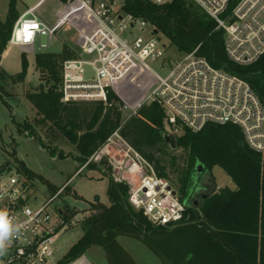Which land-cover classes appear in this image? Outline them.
<instances>
[{
  "label": "trees",
  "instance_id": "1",
  "mask_svg": "<svg viewBox=\"0 0 264 264\" xmlns=\"http://www.w3.org/2000/svg\"><path fill=\"white\" fill-rule=\"evenodd\" d=\"M9 1L7 19L0 18V64L20 17L19 0ZM123 10L149 22L157 35L162 34L180 53L188 55L198 50L197 54L213 67L243 79L264 102V57L249 67L231 62L224 48L225 31L217 29V23L193 2L177 0L156 6L148 0H124ZM79 56V50L67 43L61 53L38 54L36 70L42 84L28 93V100L40 117V123L46 127V133L61 134L77 151L78 172L119 131L153 166L157 176L172 184L173 178L176 179L180 194L186 198L194 182L197 163L211 174L215 168H221L235 188L219 189L200 210L189 208V220L193 218L196 223L171 231L172 228L154 226L143 212L135 210L129 201V186L114 181L112 168L105 159L98 165H89L90 170L108 178L110 205L93 204L91 214L80 223L84 235L58 264H69L94 247L105 251L110 264H135L118 242L119 237L143 240L154 250V238L174 231L190 234L198 243L191 247H177V243L169 247L176 264H264V155L248 147L241 129L232 124H208L197 133L186 130L176 138V147L171 150L173 153L182 151L181 161L169 152L166 114L157 102L141 105L135 115L124 121L121 111L124 105L113 91L109 94L111 105L107 106L101 102L62 101L64 63ZM28 66L24 57L23 71L19 74L10 76L0 69V82L23 83ZM11 96L0 85V103L8 104ZM20 127L22 131L30 128L28 125ZM60 157L64 158L63 154ZM19 172L31 182L38 177L24 165ZM61 189L52 187V197ZM58 214L70 227L78 213L66 207Z\"/></svg>",
  "mask_w": 264,
  "mask_h": 264
},
{
  "label": "built area",
  "instance_id": "2",
  "mask_svg": "<svg viewBox=\"0 0 264 264\" xmlns=\"http://www.w3.org/2000/svg\"><path fill=\"white\" fill-rule=\"evenodd\" d=\"M45 1L39 0L20 15L9 42L27 46L39 39L41 44L43 37L50 41L74 15L88 19L80 56L63 66V102L111 105L109 94L130 75L142 71L156 81L146 104L157 102L164 109L167 135L178 138L186 130L197 133L208 124H232L241 129L251 150L264 155V102L246 81L213 67L197 54L198 50L180 60H169L167 47L155 34V28L126 13L118 0H71L60 17L64 23L53 27L41 16ZM148 1L165 6L177 0ZM189 1L213 19L217 29L225 31L224 48L231 62L249 67L264 57V0ZM151 63H164L169 73L160 76L151 69ZM138 108L131 110L125 105L121 111H129L131 118ZM118 147L123 152L120 159L114 153ZM96 155L105 157L116 183L129 186L130 204L143 212L151 224L175 228L190 219L186 198L172 182L157 176L153 166L119 131ZM10 167L0 164V210L22 227L5 254L0 255V264H58L60 261L52 262L53 246L68 226L51 205L63 188L36 206L39 197L35 186L20 172L12 174ZM69 264L89 263L83 256Z\"/></svg>",
  "mask_w": 264,
  "mask_h": 264
},
{
  "label": "rangeland",
  "instance_id": "3",
  "mask_svg": "<svg viewBox=\"0 0 264 264\" xmlns=\"http://www.w3.org/2000/svg\"><path fill=\"white\" fill-rule=\"evenodd\" d=\"M38 1L19 0L18 11L20 15ZM69 1L71 0H46L41 8L42 18L52 27L64 23L61 22L60 17L63 11L67 9ZM9 2V0H0V18L3 21L8 16ZM118 4L123 5L124 0H118ZM69 21L55 33L50 41L47 40V37H43L41 44L40 40L37 39L35 44L27 46L10 45L9 42L6 50L8 54L0 64V69L3 72L15 76L23 71L24 57L29 63L23 83L13 85L10 81L0 82V85H3L12 95L8 100L9 105L0 103V164L9 163L12 174L19 172L21 165H24L38 176L32 180L39 197L36 206L52 197V187L58 190L63 188L62 194L51 205L52 211L57 214L59 210L68 207L78 213L72 225L60 234L53 246L52 262L54 263L63 260L84 235L80 223L91 214L93 204L110 205L108 178L100 172L89 169V165H98L105 157L94 154L78 172L80 166L75 160V156L78 154L75 148L61 134L51 132L50 136L46 133V127L40 123V117L28 100V93L33 87H39L42 84L40 75L36 70V56L38 54L45 52L61 53L63 45L66 43L82 47L81 42L83 41V33L88 26V19L83 15L76 14ZM137 35L141 34L137 33ZM158 37L161 39V43L167 47L166 55L169 60L177 61L185 56L176 48L171 47L169 41L162 34H158ZM169 60L166 61L169 62ZM167 62H164L166 66ZM164 63L163 66L159 63H151L150 66L155 73L166 76L169 70L164 67ZM155 85L156 81L153 76L141 71L130 75L113 92L124 106L128 105L132 110L146 104ZM129 117V111L123 112L124 121ZM25 125L30 128L22 131L20 126ZM51 150H55L57 153H52ZM171 150L172 148L169 152L173 153ZM114 153L117 158H122L123 152L120 151L119 147ZM60 154H63L64 158L60 157ZM173 154L182 161V151L178 150ZM212 175L218 190L226 187L235 188L233 181L221 168H215ZM173 186L177 191L180 190L177 186V180L174 178ZM181 196L186 198V195ZM97 197L99 198L98 202H96ZM195 223L196 221L192 218L175 228ZM175 228H172L171 231ZM118 242L135 264H176V259L172 251H169V247L176 243L177 247H191L193 244L198 246L197 240L194 241L190 234L181 233V231L168 232L154 238L156 247L154 250L145 241L128 236L119 237ZM84 258L89 264H110L105 251L100 247L89 250Z\"/></svg>",
  "mask_w": 264,
  "mask_h": 264
},
{
  "label": "water",
  "instance_id": "4",
  "mask_svg": "<svg viewBox=\"0 0 264 264\" xmlns=\"http://www.w3.org/2000/svg\"><path fill=\"white\" fill-rule=\"evenodd\" d=\"M166 141L170 144L171 148L174 149L176 147V138L173 135H166ZM217 191L218 187L211 172L206 170L205 166L201 163H197L194 182L186 198L188 207L194 210H200L205 202L217 193ZM98 201L99 198L97 197L96 202Z\"/></svg>",
  "mask_w": 264,
  "mask_h": 264
},
{
  "label": "clouds",
  "instance_id": "5",
  "mask_svg": "<svg viewBox=\"0 0 264 264\" xmlns=\"http://www.w3.org/2000/svg\"><path fill=\"white\" fill-rule=\"evenodd\" d=\"M22 225L14 224L6 211L0 210V255H4L13 236L18 235Z\"/></svg>",
  "mask_w": 264,
  "mask_h": 264
},
{
  "label": "crops",
  "instance_id": "6",
  "mask_svg": "<svg viewBox=\"0 0 264 264\" xmlns=\"http://www.w3.org/2000/svg\"><path fill=\"white\" fill-rule=\"evenodd\" d=\"M33 7V6H32ZM81 44H83V42H81ZM71 45V44H70ZM72 46H74V45H72ZM75 48H77L78 50H79V53L81 52V49H82V47H77V46H74ZM7 54H8V51H6L4 54H3V57H2V60H4V58L7 56ZM7 164H9V163H7Z\"/></svg>",
  "mask_w": 264,
  "mask_h": 264
}]
</instances>
